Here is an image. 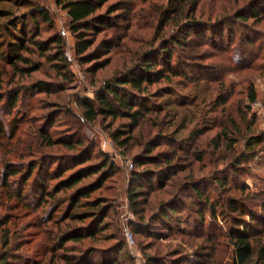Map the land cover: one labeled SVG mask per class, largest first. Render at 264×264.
I'll use <instances>...</instances> for the list:
<instances>
[{
	"label": "rangeland",
	"instance_id": "374dc122",
	"mask_svg": "<svg viewBox=\"0 0 264 264\" xmlns=\"http://www.w3.org/2000/svg\"><path fill=\"white\" fill-rule=\"evenodd\" d=\"M251 1L253 3L249 10L254 6L257 15H254V12L253 15L248 13L247 19L231 20L222 27L203 28L199 36L196 35L200 29H189L188 34H185V30L180 32L179 28L171 27L170 23L158 30L159 18L153 10L156 7L171 8L169 0L136 1L126 21L129 27L126 28L125 22H116L117 36L125 34L119 46L111 48L109 53L101 51V60L107 63L104 67L94 69L90 67L92 62L80 63L75 54L74 38L68 31L69 36L62 37L71 75L69 81L63 80L59 73L51 69L49 63H43L40 69L28 75L15 77L14 82L22 86H31L36 81L44 82V85L35 91L25 90V95L19 98L17 107L13 110V116L19 120L23 118V121L18 124V131L9 146V160L19 163L21 167V164H26L35 155L66 152L61 147L44 148L40 138L33 134L44 122L45 115L49 116L54 109L61 110L68 106L81 118L77 99H92L94 90L105 79L116 76L132 66L144 50L153 47L152 54L155 55L150 59L157 60L158 66L161 67L165 66V63L162 59H157V55L161 47H167L173 54L169 64L179 61L182 70L186 72L185 76L175 77L171 86L177 92L187 94L186 97H192L194 106H174L169 112L159 115L153 112L146 114L132 134L138 141L130 143L131 147L125 150L113 142L110 134L115 129L128 128L129 121L126 118H99L91 123L69 116L64 111L53 114L55 123L48 129L51 136L77 130L75 133L84 140L94 143L92 161L96 160L98 152H102L115 167L113 174L91 197L101 198L111 207L109 216L105 219L109 228L103 232L105 238H110L108 241L98 238L96 241L88 239L82 244L68 243V246L76 248L74 254L88 246L102 248L113 243V238L117 237L124 240L125 250L133 257L135 264H145L147 255L156 256L158 264H232L233 246L230 244L232 235L229 222L217 215L211 219L205 204L190 197L188 191L180 193V207L168 226L155 222L145 228L139 224V219L131 211L127 192L133 182L132 177L151 164L149 157L140 155L144 142L157 135L170 134L177 136L175 138L178 139L179 146L175 148L173 144L166 143L165 139L157 141L159 146L151 155L158 152H177L172 162L180 165L181 171L172 178L170 176L164 188L155 187L152 192L144 188V195L140 198L137 210L142 212L139 215L144 216L145 223L155 216L158 210L157 202L163 198L166 200L169 190L171 194L177 191L176 188L171 189V180L180 184L189 179L192 184H196L194 186L206 193L205 196L213 204L226 205L228 199L243 202L246 206L244 210L247 209L252 215H246L244 223L238 228L245 229L253 245L264 244V0H203L196 10V17L212 23L217 16L234 15ZM113 2L114 0L107 1L98 13L105 12ZM218 7L220 8L217 10ZM45 8L52 17L57 33L60 34L61 27L68 30L66 12L56 5L55 0H46ZM114 14L116 12L111 13L110 18H113ZM54 30H48L47 24L40 22L39 38H47ZM176 34L180 39L188 36L186 48H182L183 45L181 48L171 47V36ZM115 35L114 28L105 25L95 36L91 48L101 41L107 42ZM204 39L205 41H202ZM164 40L166 43L161 44ZM31 50L27 56L34 61L43 62L37 52L33 48ZM9 76V69L6 67L4 79ZM58 84H61L62 89H59ZM161 85L162 82L153 85L150 92L153 93ZM251 93L255 94L254 101H250ZM144 100L150 107L158 106L160 101L159 97L152 95ZM0 120L6 123L7 119L3 113H0ZM186 120L188 122L183 129L180 123ZM195 126L200 132L197 141L190 146L187 141L183 144L187 145L185 148L189 150L177 151L182 145L179 139L187 140L189 132ZM221 131H226V135H222ZM253 137L258 138L260 143L251 147L253 152L246 154V141ZM31 140L33 142L29 143ZM27 146L30 149H27ZM7 147L8 145H5L1 148L7 152ZM4 150L0 152V158H3ZM129 161L131 168L126 165ZM32 181V178L29 179L22 190L23 195L29 196L25 199L26 203H23V195L21 198L13 196L14 187L0 189V226L7 229L4 236L7 244L9 243L5 247L10 255L7 258L9 264H48L45 262L51 254L46 253L49 245L44 222L39 223L38 217L45 213L46 207L42 209L34 206L36 190L30 183ZM53 182H49V187ZM152 182L156 184L157 178L154 177ZM27 203L32 211L25 207ZM198 210L204 213L203 221L196 216ZM219 211L220 209L217 210L218 215ZM223 212L236 215L227 206H224ZM57 226L54 222L46 224V227L53 231ZM134 227H138L136 233L132 231ZM127 233L131 235V240L127 239ZM9 246L13 247L11 251ZM3 247L0 238V253L4 252ZM100 251L94 252L85 261L100 263ZM78 262L85 263L84 259ZM55 264H73V261L65 263L56 258Z\"/></svg>",
	"mask_w": 264,
	"mask_h": 264
},
{
	"label": "trees",
	"instance_id": "16d2710c",
	"mask_svg": "<svg viewBox=\"0 0 264 264\" xmlns=\"http://www.w3.org/2000/svg\"><path fill=\"white\" fill-rule=\"evenodd\" d=\"M107 1L109 0H55L56 5L66 12L68 31L74 38L75 54L79 62H92L90 67L94 69H100L107 64L101 60V51L109 53L110 49L118 47L121 39L125 37V34L117 36L118 27L116 22H125L126 28H128L129 24L126 21L132 10V5L136 1L149 2L156 0H114L105 12L99 14L98 11ZM201 1L203 0H169L171 8L156 7L153 13L159 18L158 30H162L163 25L170 23L171 27L179 28L180 32L185 30V34H188L187 30L189 29L195 31L200 29L196 35L199 36L203 28L222 27L231 20L247 19L248 13L253 15L255 11L254 6L249 10L253 3L251 1L248 5L236 11L234 15L217 16L210 23L196 17V10ZM45 2L46 0H0V113H3L7 119L6 123L0 120V148L8 145L7 152L3 148L0 149V152L5 151L2 153L3 158H0V189L14 187V190H12L13 196L21 198L23 195L22 190L28 180L33 179L30 183L34 185L36 190L34 206L42 207V209L46 207L45 213L38 216L39 223L44 222V231L49 245V248H46V253L51 252L45 263L55 264V259L60 258L65 263L72 260L73 264H79L78 261L81 259H84L85 263L83 264H135L133 257L125 250L126 243L122 238L114 237L113 243L102 248H95L94 246L82 248L77 254L73 253L76 251L74 246H68V243L82 244L88 239L91 241H96L98 238H104V241L109 240L110 237L105 238L103 232L109 228L105 219L109 216L111 207L103 199H93L91 197L101 188L103 182L113 174L115 168L102 152H98L95 157L96 160L92 161L94 159L91 157L93 149H95L94 143L84 140L78 133H75L77 130L58 133L54 137L49 134V126L55 123L52 119L53 114L57 111L58 113L64 111L69 116L80 118L68 106L61 110L53 108L52 113L49 116L45 115L44 122L33 133L40 138L41 145L44 148L61 147L66 150L65 153L35 155L26 164L25 162L21 164V167L19 163H12L9 160L11 156L9 146L18 131V124L23 121V118L19 120L13 116V110L16 109L19 98L25 95V90L32 89V91H35L36 88L44 85V82L36 81L31 86H22L14 82L15 77L28 75L40 69L43 63H49L51 69L59 73L63 80L69 81L71 78L68 70V59L65 55V41L54 30V22L45 8ZM114 12L116 14L112 16L113 18H110L111 13ZM254 15H257V13L254 12ZM108 18L110 19L109 22L107 21ZM40 22L47 24L48 30H54L47 38H39ZM105 25L114 28L116 35L107 42L101 41L91 48L95 36L100 33V29ZM212 32L216 35L214 30ZM188 41V36L180 39L176 34L171 36L170 43L172 48H181L182 45V48H186L187 45L185 44ZM202 41H205V39ZM164 43H166V40L161 42V44ZM31 48L37 52L38 57L43 59V62L34 61L27 56L32 52ZM150 48L144 50L139 56V60L136 58L138 61L132 66L116 76L105 79L94 90L92 99L85 97L78 98L76 101L80 110L81 121L92 123L99 118H111L112 120L126 118L129 121L128 128L115 129L110 134L113 142L123 150L131 147L130 143L138 141V138H135L132 134L138 128L141 118L146 114L153 112L159 115L169 112L174 106L180 108L194 106L192 97H186L187 94L177 92L171 86L175 77L185 76L186 74L182 70L180 62L176 61L175 64H169L173 54L167 47H161L157 59H162L161 61L165 63V66L159 67L157 60L150 59L155 55L152 54L153 47ZM6 67L9 69L10 74L8 79H4ZM161 82L163 85L158 86L151 93L150 87ZM58 86L59 89H62L61 84H58ZM150 95L159 97L158 106L150 107L147 105L144 98ZM254 100L255 94L251 93L250 101ZM187 122L188 120L180 123L183 129L186 128ZM199 133L195 126L189 132L187 140L179 139L182 145L177 151L189 150V148H185L187 145L183 143L188 141V146L194 145ZM220 133L226 135V131ZM31 136L34 139V136ZM161 136L157 135L144 142L140 155L141 157L143 155L149 157L151 164L132 177L133 182L127 192L131 211L139 219V224L145 228L155 222L170 225L180 207L178 206L181 203L179 200L180 193L188 191L190 197L196 198L198 203L205 204V207L209 209L211 219H214L217 215L221 216L225 222H229L232 235L230 244L233 246L232 264H264V244L255 243L257 245H253L254 243L246 234L245 229L242 227L239 230L238 228L244 223V217L250 213L247 209L244 210L245 204L232 199H228L226 205L223 203H220V205L213 204L205 196L206 193L194 186L196 184H192L189 179L180 184L172 179L171 189L176 188V193L171 194V190H169L167 192L168 198L166 200L163 198L157 202L158 210L155 216H152L148 223H145L144 216L139 215L142 212L137 210L140 198L144 195V188L150 192L155 187L158 189L164 188L167 179L170 176L171 178L176 176L181 171V166L172 162L177 152H158L153 156L151 155L152 151L159 146V144H156L157 141L165 139L169 145L173 144L175 148L179 146L178 139L175 138L177 136L171 134L170 136ZM31 142L33 140L29 141V143ZM29 143H24V145ZM259 143L260 141L255 137L247 139L246 146L248 149L245 150V153L253 152L254 149H251V147ZM140 145L142 146L141 143ZM28 147L27 149H30ZM138 160L139 157L137 156L136 161ZM137 163L139 164V162ZM15 176L17 178H14ZM154 177L157 178L156 184L152 182ZM51 181L54 182L49 187L48 184ZM28 197V195H23V203H26L25 199L27 200ZM29 205L27 203L25 207L32 211L33 209ZM224 206L230 208L236 215L223 212ZM218 209H220L219 215ZM196 216L201 221L204 220L202 210H198ZM251 219H253V216H251ZM201 221L200 223L203 224ZM49 222L58 225L54 231L46 227ZM132 231L136 233L138 227H134ZM0 232V238L4 246V252L0 253V264H9L7 258L10 255L5 250L9 243L7 244L6 236H4L7 229L0 226ZM12 248L10 247V251ZM97 251L102 254L100 255L102 258L100 263L85 261L86 258ZM56 253L59 254L56 255ZM145 259V264L159 263L156 256L147 255ZM170 264L178 263L170 262Z\"/></svg>",
	"mask_w": 264,
	"mask_h": 264
},
{
	"label": "built area",
	"instance_id": "2783aa9c",
	"mask_svg": "<svg viewBox=\"0 0 264 264\" xmlns=\"http://www.w3.org/2000/svg\"><path fill=\"white\" fill-rule=\"evenodd\" d=\"M60 35L66 38L67 36H69L68 30L65 29L64 27H61L60 28ZM126 165L130 168L132 167V164L130 161ZM126 237L128 240H131V235H129V233L126 234Z\"/></svg>",
	"mask_w": 264,
	"mask_h": 264
},
{
	"label": "crops",
	"instance_id": "0c3cea01",
	"mask_svg": "<svg viewBox=\"0 0 264 264\" xmlns=\"http://www.w3.org/2000/svg\"><path fill=\"white\" fill-rule=\"evenodd\" d=\"M67 17V16H66Z\"/></svg>",
	"mask_w": 264,
	"mask_h": 264
}]
</instances>
